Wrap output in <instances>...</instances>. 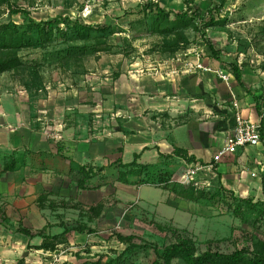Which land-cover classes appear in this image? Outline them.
Returning <instances> with one entry per match:
<instances>
[{
  "label": "rangeland",
  "instance_id": "rangeland-1",
  "mask_svg": "<svg viewBox=\"0 0 264 264\" xmlns=\"http://www.w3.org/2000/svg\"><path fill=\"white\" fill-rule=\"evenodd\" d=\"M221 2L195 0V5L207 15ZM157 5L175 13L187 7L185 0H0V27L9 25V30H24L31 18L61 17L112 27L105 33L71 29L42 40L34 31L27 35L31 44L3 52L24 65L0 74V98L10 111L18 107L30 117L29 128L42 133L57 152L43 155L33 144L5 142L11 127L0 123V264L98 259L165 264V248L182 238L191 239L197 253L241 250L250 259L264 255L261 198L224 188L216 164L200 174L198 185H187L181 179L191 163L170 174L120 158L129 124L119 120H128L135 106L130 98L144 95L138 84L153 76L172 81L196 54L203 62L212 56L194 30L196 20L158 18ZM11 7L26 14L13 13ZM215 15L216 22L206 30L221 60L226 66L237 61L260 77L264 91V0H226ZM78 162L91 175L85 187L79 184L85 173ZM7 163H15L17 170L5 171ZM169 180L173 182L163 184ZM135 185L145 186L138 192L142 200L133 195ZM155 187L169 188L182 198H172L183 206L178 222L151 211L150 199L167 195ZM247 198H252L250 204ZM119 235L136 238L122 242ZM171 264L186 262L175 258Z\"/></svg>",
  "mask_w": 264,
  "mask_h": 264
},
{
  "label": "crops",
  "instance_id": "crops-1",
  "mask_svg": "<svg viewBox=\"0 0 264 264\" xmlns=\"http://www.w3.org/2000/svg\"><path fill=\"white\" fill-rule=\"evenodd\" d=\"M195 61L196 59L193 60ZM204 63L215 68L222 66L230 68L222 60L212 56L204 58ZM241 67L245 87L234 74L227 83L214 72L187 69L169 82L160 76L150 77V80L145 81L146 84H138L136 80L137 87L144 88V95L134 94L129 102L135 103V106L129 110L128 120L123 121L121 117L119 120L129 124L128 140L121 143L120 158L123 162L136 166L141 164L158 166L170 174L178 167L181 171L182 167L190 163H212L237 124L236 108L233 105L235 100L238 101L242 114L250 121L264 120V101L260 103L258 109L256 100V96L264 94L261 79L257 76V80V77ZM26 120H29V123ZM0 123L2 127L6 124V127H11L10 131H6L5 142L33 144L34 151L55 156L54 152L57 151L50 150L49 141L42 133L32 127L29 128L32 119L30 117L27 119L18 107L15 112L10 111L3 98H0ZM32 134L37 135V139L32 140ZM223 158L215 163L217 165L215 174L224 188L235 195L240 194L242 197L255 195L263 200L264 141L256 146L240 148L236 153L225 155ZM78 163L82 166L84 164ZM254 171H257L259 176H253ZM164 182L163 184L173 181ZM135 186L139 187H136L133 195L142 200L138 192L145 186ZM155 188L161 189V192L167 195L160 200L150 199L151 211L178 222L181 214H184L182 204L177 202L182 198L169 188ZM173 197H176V202L172 200ZM174 212L179 213L176 215Z\"/></svg>",
  "mask_w": 264,
  "mask_h": 264
},
{
  "label": "trees",
  "instance_id": "trees-1",
  "mask_svg": "<svg viewBox=\"0 0 264 264\" xmlns=\"http://www.w3.org/2000/svg\"><path fill=\"white\" fill-rule=\"evenodd\" d=\"M8 1V0H7ZM215 3L216 0H210ZM222 2L217 6L210 7L208 9L207 15H202L200 13L199 8L195 5V0H185L187 5L186 9L182 12H173L168 11L167 9L160 7L157 5L156 11L158 18H162L164 20H169L172 15H175L178 18H186L189 17L192 21H197L194 24V30L197 34L200 35L205 44L210 48L212 56L221 60V53L212 43L208 33L207 28L212 26L216 22L215 13L219 8L224 6L226 0H221ZM13 13H19L23 11L26 14L25 10L20 8L11 7ZM61 24H64L65 27L62 28ZM3 27H6L2 29ZM3 31L0 32V74L3 72L19 68L24 65L22 60L19 57H7L3 52L8 49L21 48L31 44V38L28 37V33L36 31L40 37V39H51L55 37L57 32L68 34L69 30L72 29L74 32L83 33L86 31H97L100 33L108 32L112 29L111 25L107 23L101 24H85L82 22H75L71 20L69 17H61V18H53L46 21L37 22L34 19H30V23L25 27L24 30L19 31L18 29H11L9 25H3L0 27ZM157 28V27H156ZM160 32H166L169 29H160L157 28ZM230 69L232 73L235 75L236 79L245 87V83L243 81V69L241 65L236 62H231ZM256 100L258 102L257 107L260 108V103L264 101V94L256 96ZM262 140L264 141V120L262 119ZM17 165L15 163H7L4 166L5 171H14L16 170ZM81 170L83 171L84 176L80 178L79 184L82 187L87 185V181L91 178L90 172L87 171V168L81 166ZM262 187L264 194V175L262 179ZM252 198H247V203H251ZM264 204V199L262 200ZM120 241L125 242L129 240H133L136 238L133 235H119ZM131 246V245H130ZM162 259L165 264H171V262L175 258L182 259L186 262V264H264V255H258L252 259L246 258L243 251L237 250L232 253H221L218 251L207 250L202 253H197L195 243L191 239L182 238L178 243L170 245L165 248L162 253ZM158 263V261H156ZM81 264H126L124 261L120 259H110L105 262L102 259H98L93 262H84Z\"/></svg>",
  "mask_w": 264,
  "mask_h": 264
},
{
  "label": "built area",
  "instance_id": "built-area-1",
  "mask_svg": "<svg viewBox=\"0 0 264 264\" xmlns=\"http://www.w3.org/2000/svg\"><path fill=\"white\" fill-rule=\"evenodd\" d=\"M196 61L189 62L186 67L187 71H204V72H214L221 79L230 82L232 78V71L230 68H213L210 65H206L202 59L201 55H196ZM236 108V120L237 124L234 130L227 136L223 146L220 148L219 152L215 155L214 160L210 164L204 163H193L189 165L188 169L182 175V182L187 185H198L199 182H196V179L200 176L201 173L208 174L213 170L215 163L220 162L223 156L228 154L236 153L240 148L247 146H256L262 142V123L261 121L252 122L246 118L241 110L240 105L237 100L233 103ZM253 176H259L257 171L252 172Z\"/></svg>",
  "mask_w": 264,
  "mask_h": 264
}]
</instances>
